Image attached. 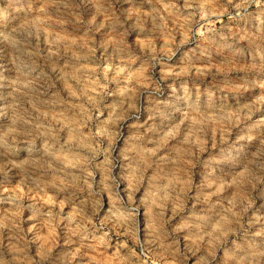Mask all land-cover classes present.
<instances>
[{
  "label": "rangeland",
  "instance_id": "obj_1",
  "mask_svg": "<svg viewBox=\"0 0 264 264\" xmlns=\"http://www.w3.org/2000/svg\"><path fill=\"white\" fill-rule=\"evenodd\" d=\"M0 264H264V0H0Z\"/></svg>",
  "mask_w": 264,
  "mask_h": 264
}]
</instances>
